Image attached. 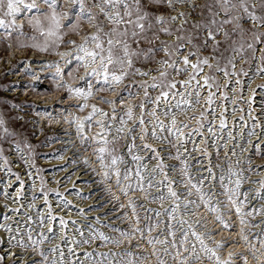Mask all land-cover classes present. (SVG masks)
I'll return each mask as SVG.
<instances>
[{"label":"snow or ice","instance_id":"snow-or-ice-1","mask_svg":"<svg viewBox=\"0 0 264 264\" xmlns=\"http://www.w3.org/2000/svg\"><path fill=\"white\" fill-rule=\"evenodd\" d=\"M39 2L43 8L37 0H0V43L58 57L41 63L76 99L72 107L88 109L64 120L92 151L99 172L90 171L110 197L102 203L114 207L89 216L102 204L86 209L69 200L55 177L49 187L36 146L0 115V264H233L232 252L222 258L223 239H212L208 214L224 230L236 227L234 215L240 239L264 262V171L247 175L264 167L251 164L253 148L264 155V99L254 107L252 87L253 77H264V0ZM68 33L79 41L64 39ZM63 44L71 47L60 51ZM65 73L80 83H65ZM97 92L113 93L98 97L107 109L89 104ZM109 212L128 227L102 220Z\"/></svg>","mask_w":264,"mask_h":264},{"label":"rangeland","instance_id":"rangeland-1","mask_svg":"<svg viewBox=\"0 0 264 264\" xmlns=\"http://www.w3.org/2000/svg\"><path fill=\"white\" fill-rule=\"evenodd\" d=\"M147 2L151 3V0H147ZM194 2L203 3L204 0H194ZM89 3H91V0H89ZM153 7H155L159 12H172L173 11L172 9H169L167 5H162V6L153 5ZM184 8L186 11L190 10L187 8L186 5L184 6ZM198 11L199 9L193 11L192 12L193 16H195L196 12ZM24 31L28 33L32 31L31 28L28 26L26 20H25V25H24ZM75 35L76 34L68 33L67 35H65L64 39H67L68 37H72ZM160 39H169V38L161 35ZM13 45L15 46V44ZM65 45L66 44H63L60 47L65 46ZM25 49L33 50L41 54L53 55V53L39 52L38 50L31 49V48H25ZM8 50L9 48L6 46V44L0 43V61H2V58L5 56V53L6 55L8 54L9 52ZM158 55H162V53H158ZM28 61L29 59L26 56L20 59H16L14 62H11L9 66H6V67L1 66L2 63L0 62V67H1V70H0V115L4 116L9 127H12L18 130L19 132H21L23 137L27 138L30 143L36 146L34 149L36 153V163L37 165H39L40 167L44 169V175L46 179L49 181V187H56L55 183L53 182V178L54 177L58 178L60 179V190L64 191L65 188L68 189L66 195L69 200L74 201L75 203L85 207L86 209L88 205H92L95 203L102 204L100 208H94L92 211L87 212L89 216H92L94 213H103L106 209L114 207V205L111 202L102 203L105 200H109L110 197H109V194L104 191L105 185L101 182H98L97 175L93 174L90 171V168L95 167L97 169V173L99 172V166H98V163L95 161V157H93L94 158L93 159L91 158L90 155L87 154L86 157L89 158L90 163L88 165H85L83 162V157H85V152L83 150L82 145H78L77 141H73L75 139L70 138L71 135L67 133L65 134L64 132H62L65 130L60 129V127L56 128L57 126L49 127V126H46L45 124L37 127L35 109L42 108L45 110L46 108L47 109L52 108L53 107L52 105H48L47 107H40L39 103L32 101L28 95H21L20 91L13 92L15 88L17 89L23 88V83L19 82V79L14 78L15 74H17L18 72L17 68L21 64H26L28 67L27 69L29 71L32 70V68L29 65L30 63ZM245 67H247V65ZM81 70L82 69L80 68L79 70L75 72L76 77L78 76ZM262 83H264V77L255 76L252 78V87L256 88V95L254 98L255 100L254 107L258 105L262 99H264V88L257 87L258 85ZM30 88L32 89L33 93L41 94V95H44V94L47 95L53 91L63 90V88L57 89L51 78H46V79L41 78L39 80L31 82ZM244 91H245V96H247L249 94L247 86L245 87ZM110 94L111 92H97L95 96H98V97L104 96L106 98H111L112 96ZM63 96L66 98H69V96L66 95V92L63 94ZM13 105H19V107L18 108L13 107ZM102 105L103 106L101 107L107 109L105 107L106 106L105 104H102ZM257 111H259L258 108H257ZM245 116H247L246 111H245ZM178 118L182 119L183 117L181 116ZM189 123H191V121H189ZM252 139H255V137H253ZM221 155H223V149H221ZM57 157H63V158L61 159ZM13 161H14L13 168L16 169L18 165L16 164L14 158H13ZM215 162L216 161L213 160V163ZM251 164L253 167L258 166V165L264 166V155H257L254 148L252 149V154H251ZM243 167L247 169L248 164L245 163ZM19 169L21 170V174L23 175L22 165L19 166ZM177 171H179V169ZM262 171H264V167H262L258 171L247 173V175L251 176V178L253 179H256L258 178L260 172ZM65 176H69L70 180L63 179V177ZM72 181H75L76 190H82V195L86 197L85 199H81L80 197L76 196L75 191L73 190V185L71 183ZM85 181H88V183H85ZM247 186L248 185L246 184L245 187ZM89 192H91L90 196H89ZM135 195H139V193H135ZM50 197L52 199L53 204L55 205L56 204L55 196L50 194ZM120 202L121 203L125 202L123 197H121ZM146 203H149V206L151 207H158V202H146ZM202 209L200 210L201 215H203L204 213ZM73 215L75 216V212L73 213ZM116 215H118L117 212H109L108 217L101 216V219L106 220L108 223L116 224L121 228H127L128 227L127 220L121 221L117 219H109L110 217H114ZM141 216H143L142 212H141ZM209 216H213V215L208 214L206 216V220L208 222L207 227L214 230L215 228L212 227L211 223H209L210 218H207ZM233 216L231 217V220L235 222V219ZM97 227L102 228V230L105 232H111V229L107 227H103L102 225H97ZM216 233L217 232H215V235ZM214 236L212 237L213 240L222 239V238L216 239L214 238ZM229 240L231 239H226V240L223 239L224 243ZM135 242L136 241H134V243ZM109 247L111 246L109 245ZM132 251L140 252L142 250L133 248ZM220 251L222 252L223 249H221ZM221 255L223 256L222 253ZM236 260L237 262L233 264H243L242 256L238 257ZM203 264H208V261L205 260Z\"/></svg>","mask_w":264,"mask_h":264},{"label":"bare ground","instance_id":"bare-ground-1","mask_svg":"<svg viewBox=\"0 0 264 264\" xmlns=\"http://www.w3.org/2000/svg\"><path fill=\"white\" fill-rule=\"evenodd\" d=\"M39 7L43 8L44 5L43 3H40L39 0H37ZM61 3H66V0H61ZM24 23L25 25V20H21L20 18L17 19V23ZM85 27H89L87 24L84 25ZM1 34V33H0ZM82 34V33H81ZM67 39H75L77 41H79L80 36L79 35H75L72 37H68ZM66 39V40H67ZM69 47H71L70 45L66 44L65 46L60 47V51H64L67 50ZM8 54L2 58V61H0L2 64L1 66L6 67L9 66L11 62H14L16 59H20L23 57H28L29 59V65L32 68L31 71H29L27 68L26 64H21L18 68H17V74H15L14 78L19 79V82L23 83V88L21 89H17L15 88L13 90V92H19L21 93V95H28L29 98L36 102L39 103L40 107H47L48 105H52V108H46L45 110L40 108V109H35V116H36V125L38 126H42L43 124H45L46 126L49 127H56L60 129H63L65 131V134H69L71 135L70 138H73L75 140L73 141H77L78 145L80 144L79 138L76 135L75 132V127L74 125H70L68 123L65 122L64 117L66 115H68L69 112L71 113H75L77 116H83L86 115L88 109H85L84 112H80L78 111L75 107H72L73 104H75L77 101L74 97H69L66 98L63 96V94L66 92V89H63L62 91L58 90V91H53L49 94H36L33 93L32 89L30 88L31 86V82H34L36 80H39L41 78H51V73L54 72V68L53 67H47L44 66L41 62L42 61H56L58 59V57L53 54V55H46V54H41L38 52H35L33 50H27L25 48H19L16 46H12L11 48H9L8 50ZM61 67L63 68L64 65L61 64ZM82 70L80 71V73L78 74L77 78L83 74V68H81ZM1 70V67H0ZM37 77V79H33V77ZM19 77V78H18ZM18 81V80H17ZM64 82L67 84H72V85H77L80 83V81L78 79H68L66 73L64 76ZM25 84V85H24ZM82 86V85H81ZM111 96L113 95V93L110 94ZM61 97H63V99H61ZM89 104L91 103H96L98 106H103L102 102L98 99V96H93L89 98ZM106 105V104H105ZM119 106V104L117 105ZM67 107V112H63L61 111L63 108ZM106 108H108V105L105 106ZM47 111L49 113V115L45 116L43 115V113ZM39 113V115H38ZM95 131V129H94ZM91 133H89L90 135ZM83 147V146H82ZM83 150L85 152V156L90 155L91 158H93V153L92 151L86 150L83 147ZM94 159V158H93ZM92 159V160H93ZM202 211L205 212V210L202 209ZM204 215V213H203ZM235 219V223H236V228L232 229V230H224V229H220V226L214 221V217L213 216H209L207 218H210L209 223L212 224V227H214V231L217 232L216 235L214 236V238H222L224 240L226 239H231L227 242L224 243V246L221 248L223 249V251L221 252L223 254L222 258L226 257L228 252H232L234 255L232 257L233 263L237 262V258L242 256V257H247V264H264V262H261L258 258H253L252 252L250 251L249 247L246 246L245 241L241 240L239 237V224L238 221H236L235 216H233ZM211 226V225H210ZM217 229H220L217 231ZM255 248L257 250L260 249V245L259 244H255ZM239 254V255H238ZM257 257H259V251H257Z\"/></svg>","mask_w":264,"mask_h":264}]
</instances>
